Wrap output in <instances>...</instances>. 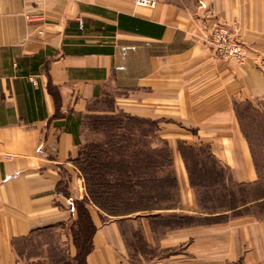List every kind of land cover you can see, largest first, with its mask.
Here are the masks:
<instances>
[{
	"label": "crops",
	"instance_id": "0c3cea01",
	"mask_svg": "<svg viewBox=\"0 0 264 264\" xmlns=\"http://www.w3.org/2000/svg\"><path fill=\"white\" fill-rule=\"evenodd\" d=\"M217 24L243 63L216 54ZM260 103L264 0H0V264H23L19 244L48 233L74 262L83 124L116 113L157 122L174 197L108 221L85 202L95 227L85 264H264V219L203 209L177 150L208 145L234 183H256L238 107Z\"/></svg>",
	"mask_w": 264,
	"mask_h": 264
},
{
	"label": "trees",
	"instance_id": "16d2710c",
	"mask_svg": "<svg viewBox=\"0 0 264 264\" xmlns=\"http://www.w3.org/2000/svg\"><path fill=\"white\" fill-rule=\"evenodd\" d=\"M106 119L109 122L120 123V126L106 127L108 133L115 129L116 134L110 133V138L108 137L102 145L92 143L81 149L78 160V167L84 179L86 198L83 203H77L79 217L71 229L77 255L74 262L59 258L52 264H85V257L92 248L91 235L95 230L84 206L85 202L90 201L102 211L115 213L114 209L117 207L108 209L109 206L106 207L103 199H107V195L111 196L113 192L121 193L123 189L127 195L137 197L138 202L131 204L129 211L127 210L129 213H137L156 210L159 207L158 201L171 202L174 197L175 175L171 171L172 150L166 141L158 138L157 122L133 118L124 113ZM130 122L140 123L141 127L135 134L127 129ZM125 125L126 127H123ZM145 127L147 130L144 129ZM135 135L138 136L139 143L129 145L126 141V144H118L124 143L126 137ZM114 138L117 141H113ZM148 140L157 143L154 151L150 148ZM160 144L162 147L159 148ZM103 145H106V148H102ZM148 149L155 152L156 156L151 155L155 154L152 152H148L145 156L140 155L144 150L149 151ZM177 150L184 160L190 184L196 191L203 209L229 213L230 217L251 214L260 217L261 210L264 209V190L260 189V180L250 184L234 183L231 177L227 176V171L214 158L208 145L193 146L178 142ZM138 157L157 163V166L141 172L135 169V161L139 160ZM114 160L115 169H112L110 161ZM138 183L143 185L138 187ZM256 187L259 188V192ZM139 189L142 191L140 192ZM115 205L119 206L117 202ZM256 207L259 208L257 212L254 211ZM18 253L22 258V254Z\"/></svg>",
	"mask_w": 264,
	"mask_h": 264
},
{
	"label": "rangeland",
	"instance_id": "374dc122",
	"mask_svg": "<svg viewBox=\"0 0 264 264\" xmlns=\"http://www.w3.org/2000/svg\"><path fill=\"white\" fill-rule=\"evenodd\" d=\"M106 107H110V104H107ZM239 112V118L241 121V126L246 134V136L249 138L252 151L254 153V160L258 172V177L260 180L259 185L264 190V103H260V106L258 109H254L250 106V104H243L242 106L238 107ZM112 115H122V113H116V114H95L90 115L85 118L83 128H82V138H81V149L86 148L90 146L92 143H98L102 145L108 137L110 138L111 134H116L115 129H113L111 132H107V126L115 127L118 126L120 123L115 122H109L107 121V117H111ZM125 123V122H124ZM127 129L130 130L132 133H136L137 130L141 127L140 123H128ZM120 126V125H119ZM123 127H126L123 126ZM145 130L146 127L144 128ZM111 133V134H110ZM138 136H131L130 138L126 137V140H124V143H118V144H126V141L129 143V145H135L139 143ZM113 141H117L114 140ZM149 141V140H148ZM151 141V140H150ZM150 148L154 151V149L157 148L156 142H150ZM102 148H106V145L101 146ZM162 147L160 144L159 148ZM144 150L140 155L145 156L148 155V152H152V150L148 149ZM155 153V152H152ZM139 155V156H140ZM155 155V154H151ZM155 156L150 158H156ZM139 158V157H138ZM115 160L113 162L110 161V166L112 169H115ZM151 161H149L146 158H139V160L135 161V169L143 172L144 170H148L151 167H156L157 163L154 164ZM82 175V174H81ZM140 185H143L141 183H138V187ZM233 188V187H232ZM236 188V187H235ZM259 192V188H255ZM138 190V189H137ZM140 192L142 189H139ZM114 191V190H113ZM132 191V190H131ZM86 193V192H85ZM108 194V193H107ZM104 204L108 209L110 207H117L114 209V211L111 212H103V219L104 221H108L110 219L117 218L116 216L126 215L130 214L128 211L131 207V204L137 203L138 199L134 195V197H131L125 193V190H121V193H111L110 195H107V199H103ZM107 200V201H106ZM115 202L119 204V206L115 205ZM114 204L113 206H111ZM132 209V208H131ZM128 210V211H127ZM254 211H259V208H254ZM133 214V213H132ZM260 217H264V209L261 210ZM58 236H56L54 233H48L42 236H39L37 239H34L31 243H20L19 244V252L22 254V261L23 264H43V263H52L55 260H58L62 255V249L59 246L57 242ZM141 246V242L139 241V238L137 237L136 245ZM149 255V254H148ZM153 256V255H152Z\"/></svg>",
	"mask_w": 264,
	"mask_h": 264
},
{
	"label": "built area",
	"instance_id": "2783aa9c",
	"mask_svg": "<svg viewBox=\"0 0 264 264\" xmlns=\"http://www.w3.org/2000/svg\"><path fill=\"white\" fill-rule=\"evenodd\" d=\"M133 2L138 8L153 9L159 0H133ZM80 24H82L81 21ZM210 40L220 58L233 59L239 63L244 62L245 57L241 45L233 38L232 32L226 26L217 24L213 27Z\"/></svg>",
	"mask_w": 264,
	"mask_h": 264
}]
</instances>
